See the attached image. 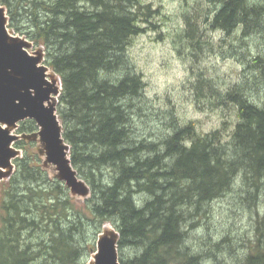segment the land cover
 Here are the masks:
<instances>
[{"label": "trees", "instance_id": "1", "mask_svg": "<svg viewBox=\"0 0 264 264\" xmlns=\"http://www.w3.org/2000/svg\"><path fill=\"white\" fill-rule=\"evenodd\" d=\"M202 1L217 8L196 20L184 15L186 27L176 37L196 60L205 49L204 25L224 33L227 46L236 52L250 55L242 43L254 33L264 39V0ZM0 3L8 11V27L44 47L49 67L61 77L58 116L64 138L71 146L72 165L93 190L89 205L79 209L63 183L43 170L41 155L26 150L14 161V173L0 182V264H85L87 251L94 249L87 248L84 235L90 221L97 223V232L107 222L116 225L118 249L133 251L129 257L120 255L121 264H200L188 234L208 218L207 207L237 184L258 211L255 240L236 264H264V218L256 202L264 192V98L251 101L243 84L220 89L198 74L193 87L197 107L227 111L219 127L204 132L189 121L161 145L134 140L131 110L144 83L128 50L155 26L151 4ZM18 18L21 27L15 24ZM247 59L245 55L242 61L264 80V52ZM38 130L34 121H25L21 132L31 136L25 138L30 149Z\"/></svg>", "mask_w": 264, "mask_h": 264}, {"label": "rangeland", "instance_id": "2", "mask_svg": "<svg viewBox=\"0 0 264 264\" xmlns=\"http://www.w3.org/2000/svg\"><path fill=\"white\" fill-rule=\"evenodd\" d=\"M144 2L151 4L156 14L152 19L155 26L150 25L149 30L139 35L128 50L130 63L136 67V71L141 75L144 83L142 96L134 101L131 110L133 118L130 126L134 140L145 139L161 145L179 124L184 125L189 121H194L195 124L197 122L198 128L204 132L219 127V119L223 118V113L227 114V111L224 108L216 112L210 108L201 111L197 107L193 87L198 74L202 75L206 81L211 80L220 89L229 90L236 85L242 86L241 84H243L245 93L251 101L259 102L264 98V80H261V74L255 72L254 66L252 70H249L247 63L242 61L245 55L249 59L247 60L251 61L252 55H256L260 51L264 52V39L261 35L254 33L255 35L245 39L242 45L247 44L246 49H250L251 52L249 55L243 51L244 55L242 50L239 49L236 52L227 46L229 38L224 33L212 32L210 29L207 30L204 25L202 29L206 34L203 42L205 49L202 50L201 57L196 60V56L191 55L187 50V44L183 46L177 39V35L186 27L184 15H188L191 19L195 17L196 20V17L202 14L215 11L217 6L211 3V6L208 7V4L202 0H144ZM0 6L2 7L1 3ZM5 11L8 16L6 8ZM8 21L9 25L11 22L9 16ZM15 24L18 27L22 26L19 18ZM203 24L205 23L203 22ZM8 28L12 35L22 37L31 43L28 48L30 54L42 53L41 65L47 68L48 78L58 82L61 93L63 89L61 77L49 67L46 49L36 46L26 35L16 29ZM237 46L239 47L240 43ZM60 95L54 96L57 114ZM24 125L25 121L20 122L18 127L12 129L11 132L20 137L25 135L21 132ZM35 125L37 126L36 123ZM23 141L26 143L21 145ZM36 141L34 147L30 149L29 140L20 138L14 142L13 147L20 150L19 158L24 156L26 150L36 151L43 159V170L48 173L49 177L60 181L58 168L45 163V155L41 154L42 145L38 140ZM69 156L71 158V146ZM74 169L78 173V180L84 182V187L71 191L64 181L60 182L75 200L78 208H86L92 198V186L80 174L79 170ZM109 172L106 170V175ZM100 175L102 177V173ZM7 179L9 177L5 180ZM234 190L209 205L206 216L208 218L200 222L194 229L190 228L191 232L188 234L187 242L195 253L200 254V264H236L245 258L248 253L247 245L255 240L254 224L258 210L253 206L254 200L249 199L245 191H242L241 184H237ZM256 202L260 204V217L264 218V192L262 198ZM91 205L92 203H90ZM90 223L92 224L87 227L84 235L87 248L92 245L94 249L93 252L87 251L85 255L87 257L84 256L85 264H89L93 258L100 235L115 233L120 238V232L113 222L102 225L100 232L95 229L96 222L90 221ZM118 251L119 258L120 255L129 257L133 254V251L129 249L123 253L119 249Z\"/></svg>", "mask_w": 264, "mask_h": 264}, {"label": "water", "instance_id": "3", "mask_svg": "<svg viewBox=\"0 0 264 264\" xmlns=\"http://www.w3.org/2000/svg\"><path fill=\"white\" fill-rule=\"evenodd\" d=\"M8 23L5 8L0 6V182L14 173V161L21 155L14 142L31 137L15 135L12 129L22 121L33 120L39 127L35 140L42 145L45 163L56 166L60 181L76 191L84 182L78 180L72 165L70 145L53 102L54 96L61 94L60 86L48 78L47 68L41 65L42 53L30 54L31 43L12 35ZM118 242L115 233L100 235L93 264H121Z\"/></svg>", "mask_w": 264, "mask_h": 264}, {"label": "bare ground", "instance_id": "4", "mask_svg": "<svg viewBox=\"0 0 264 264\" xmlns=\"http://www.w3.org/2000/svg\"><path fill=\"white\" fill-rule=\"evenodd\" d=\"M55 101V99L53 100V102ZM93 258L89 261V263L91 262V264L94 263V256H92Z\"/></svg>", "mask_w": 264, "mask_h": 264}]
</instances>
